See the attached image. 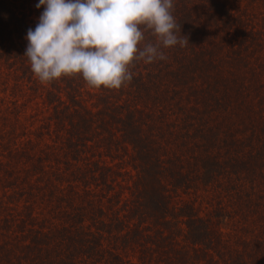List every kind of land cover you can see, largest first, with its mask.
<instances>
[{"label":"trees","instance_id":"1","mask_svg":"<svg viewBox=\"0 0 264 264\" xmlns=\"http://www.w3.org/2000/svg\"><path fill=\"white\" fill-rule=\"evenodd\" d=\"M38 2L0 0V227L23 232L0 263L150 264L181 238L203 264H246L221 229L250 220L239 241L263 253L264 0H174L189 44L120 89L40 83Z\"/></svg>","mask_w":264,"mask_h":264},{"label":"clouds","instance_id":"2","mask_svg":"<svg viewBox=\"0 0 264 264\" xmlns=\"http://www.w3.org/2000/svg\"><path fill=\"white\" fill-rule=\"evenodd\" d=\"M35 6L43 11L27 31L24 56L42 84L78 74L89 87L120 89L133 79L135 61L165 60L162 48L189 44L174 0H39Z\"/></svg>","mask_w":264,"mask_h":264},{"label":"rangeland","instance_id":"3","mask_svg":"<svg viewBox=\"0 0 264 264\" xmlns=\"http://www.w3.org/2000/svg\"><path fill=\"white\" fill-rule=\"evenodd\" d=\"M21 119H23V115L20 114ZM39 209V206L37 207ZM40 210V209H39ZM6 211H13L12 207L5 208V209H0V221H1V216L3 212ZM257 227L253 225L252 220L249 221V229L247 230H242L238 227H225L221 229V238H222V243L220 245L221 248H225V246H228V250H230V253L226 250L225 252L228 253L229 255L233 256V251L235 250H240L242 251V255L244 257V260L246 264H264V249L263 253L259 254L258 249H254L255 246H247V251L252 252L253 256L250 254H247L244 251V247L241 246V242L239 240L241 239H248L250 240L253 236V232H256ZM264 232V230H262ZM23 232H18V230L15 228L13 225V229L6 230L2 229L0 227V242L1 241H6L7 244H13L14 243H19L20 238H22ZM179 237V235L177 236ZM264 238V236H263ZM26 238H24V241ZM180 240L181 238H178V243L174 244V246H169L164 249L161 247H158V250H153L151 251L153 253L152 257L150 258L149 262L150 264H203L202 260L197 261L192 254V250L189 248L182 249L180 248ZM23 241V242H24ZM182 243V241H181ZM225 245V246H224ZM16 250V248H15ZM17 251V250H16ZM136 250L132 251L130 248L126 247L125 251H120V253L124 257H128L131 259H134V253ZM179 257L181 259H179ZM167 262V263H165ZM0 264H6V261L4 258L2 259ZM21 264V263H20Z\"/></svg>","mask_w":264,"mask_h":264}]
</instances>
